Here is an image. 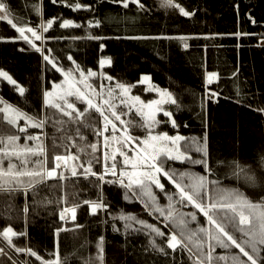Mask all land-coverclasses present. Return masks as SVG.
Segmentation results:
<instances>
[{"label":"snow or ice","instance_id":"obj_1","mask_svg":"<svg viewBox=\"0 0 264 264\" xmlns=\"http://www.w3.org/2000/svg\"><path fill=\"white\" fill-rule=\"evenodd\" d=\"M53 3L65 4L73 10L86 9L95 11V7L89 3H82L79 0H52ZM128 9L130 3L137 6V11H148L147 5L142 0H111ZM160 7L165 9H178L185 17H194L195 11L188 10L178 0H160ZM239 14V4L235 5ZM34 11L39 16V23L33 24L24 18H18L12 11L6 0H0V21L7 22L18 35L6 37L0 36V40L23 41L28 47L21 48V51L35 50L42 57L44 70L47 65L58 71L62 80H53L52 87L42 88L41 110L53 109L69 118V121L79 125L82 118L90 109L99 113L102 127L95 123L85 122V127L93 129L96 137L95 142L87 145L90 152H86L84 146H77V152H71V145H77V141L71 135L59 138L60 142L71 141V145L65 143L63 153L54 154V166L48 165V147L43 137L45 132L29 133V127L44 129L50 119L54 126H59L62 130L66 121L55 119V112L50 117L45 111L43 115L36 112L26 111L24 108L11 103L3 96H0V118L9 125L14 126L17 131L14 134L0 135V191L16 194L23 191L25 195L24 213L25 228L27 227V214L29 211L27 195L29 189L33 194L37 191V186L45 183L51 178H58L62 181L72 177L83 176L85 179L95 177L96 182H92L98 189L96 199H86L82 203L88 205V211L96 214L101 210L107 211L111 218L112 228L115 232H121L117 226V221L123 222V235L125 242L127 238L137 233H144L148 238L147 245H143V251L160 254L164 257H171L169 264H175L178 250L187 252L191 264H264V191L258 192L255 198L249 196L240 188L223 183L225 176L235 177L243 180L246 185L264 189V172L258 173L251 164L242 162L238 158L221 159V154L217 152L210 135L211 128V102L219 103L221 91L207 89L206 95L201 99L200 113L198 118L202 127L200 135L185 136L180 133L181 124L178 122L174 112H180L185 105L179 100L177 95L166 87H161L152 80L151 74L141 73L140 79L135 83L121 81L104 71L105 65L113 64V57L101 55L99 58V70L87 67L75 59L71 52L67 53V58L72 62L71 66H66L60 62V58L54 55L53 49L47 45L49 40L65 39L63 36L45 35L60 20L61 28L72 26L80 27V23L69 18L52 16L44 18L43 5L33 6ZM119 19L124 21H135L136 17H105L102 20L93 16L87 22L84 36L67 37L73 41L88 39L103 41L108 38L104 35L94 34L91 29L101 26L105 21ZM249 19L256 23V19L249 13ZM217 35H232L237 38L251 35L243 31L232 33H188L172 36L167 33H159L155 36H128V39H178L184 48H188V40L192 36H204L213 38ZM117 39L121 38L119 36ZM39 41V43H37ZM264 41V34L261 35ZM100 49L106 45L101 43ZM206 47V46H205ZM159 54V53H157ZM239 68L231 73L237 76ZM0 77L6 80L15 90L24 96L26 88L20 84L8 71L0 68ZM206 83H212L213 79L219 80L216 71L206 72ZM92 78H99V90L92 82ZM115 80V84H104ZM137 84L146 85L144 92H154L152 98L144 99L141 95L133 94L132 89ZM240 86L236 85L234 97L236 103L255 108L257 112L264 113V105L249 103ZM253 98L255 94H252ZM74 98V99H71ZM77 102L86 104L83 109L77 107ZM117 103L124 105L125 112L117 108ZM175 106L174 108L169 107ZM135 109L141 119L125 120L122 117ZM163 113L164 118L158 114ZM166 118V119H165ZM23 121V123H20ZM119 122V123H117ZM170 124L176 129L174 134L165 130ZM187 127V123L184 124ZM143 129L141 134H133L132 129ZM119 131V134H118ZM107 133V134H106ZM75 135L81 141L86 138L77 126ZM21 136L24 142L21 143ZM102 138V139H101ZM53 147L58 143L55 135L52 137ZM33 143L29 144L28 142ZM235 143V139L233 140ZM103 148L102 170L94 168V163H101L99 147ZM80 153L85 156L82 159ZM122 158V159H120ZM175 162L181 165L176 167ZM195 166H202L203 171L195 170ZM226 167L227 171L221 175L220 167ZM259 168L264 170V155L259 158ZM162 177L167 179L172 188L166 187L162 182ZM118 185L123 189V199L125 201L138 200L144 205V209L150 215L163 218L161 223L166 226L171 223L172 227L165 232L157 224L141 218L134 212H127L121 208L118 212L108 211L110 204L104 198V185ZM154 189H158L167 203H161V197ZM65 194V199H66ZM51 203V201H48ZM192 205L198 209L206 224L198 220L197 212H185L183 209ZM80 204L73 203L70 207L65 206L59 211V219L67 222L77 218V209ZM70 213V215H68ZM195 221L196 226L191 223ZM108 223V220L104 221ZM76 228L83 227L80 224ZM61 227H55L56 248L54 252L45 258L38 250L31 246H19L14 242V237L27 236V231H17L11 225L0 230V237L6 241L7 250L0 246V256H7L12 264L20 262L12 256L15 253H27L35 257L41 264H66L67 257L60 254ZM237 233L239 235H237ZM166 238V239H165ZM234 246L239 249L237 253H216V248L228 249ZM96 259L98 264H105V236L101 235L96 243ZM170 248L172 252H168ZM135 250V248H134ZM246 257V259H244ZM181 264L183 256L180 257ZM24 264H28L27 261ZM85 264H90L86 261ZM148 264V261H145Z\"/></svg>","mask_w":264,"mask_h":264},{"label":"trees","instance_id":"obj_2","mask_svg":"<svg viewBox=\"0 0 264 264\" xmlns=\"http://www.w3.org/2000/svg\"><path fill=\"white\" fill-rule=\"evenodd\" d=\"M13 13L18 18H24L33 24L39 23V16L33 6L43 5L44 18L52 16L69 18L80 23V27L61 28L60 20L54 22L51 29L45 35L63 36L65 39L49 40L47 45L53 49L54 55L60 58V62L71 66L67 53L83 65L99 70V58L101 55L113 57L111 66L105 65L104 71L116 79L135 83L140 79L141 73L151 74L152 80L161 87L173 91L183 102L185 107L180 112H174L181 124L179 131L185 136L200 135L202 127L198 118L201 99L205 97L207 89L219 90L222 95L219 103L211 102V128L210 135L221 159L238 158L242 162L251 164L258 173L264 172L259 168V158L264 155V113L257 112L255 108L236 103L234 97L238 84L247 101L254 106L264 105V0H178L188 10H194V17L183 16L178 9H165L160 7L159 0H142L147 5L148 11H137V6L130 3L125 9L122 5L112 3L111 0H79L95 7V11L80 9L73 10L65 4L53 3L52 0H6ZM239 4V14L236 4ZM249 13L255 17L256 23L249 19ZM136 17L133 21L119 19L111 22L105 21L99 27H93L91 31L97 35L108 37L99 40H71L67 37L84 36L87 22L93 16L104 20L105 17ZM243 31L251 33L242 37L232 35H217L213 38L204 36H192L187 42L188 48H184L178 39H128V36H155L159 33H167L172 36L188 33H232ZM18 33L7 22L0 21V36H16ZM119 36L121 38L117 39ZM104 43L106 47L101 50L99 45ZM206 46V47H205ZM28 46L20 40H0V68L8 71L17 81L24 85L26 93L21 96L15 87L6 80H0V96L26 111L43 115L46 111L55 119L58 116L53 109L41 110L42 88L50 87L53 80H59L60 74L47 65L45 71L42 57L35 50L21 51ZM159 53V54H157ZM239 68L237 76H232L234 69ZM216 71L219 80L213 79L207 84L206 72ZM143 85L137 84L133 93L148 98L142 90ZM255 97L253 98V95ZM174 108L175 106L170 105ZM2 116V114H0ZM160 118H164L160 116ZM166 119V118H165ZM185 122L187 127L184 126ZM59 126H54L50 119L44 129H29L30 132L43 130L45 143L48 147V165L53 166V157L61 153L63 147L59 138L65 136L68 128L73 131V125H66L58 131ZM68 127V128H67ZM165 130L174 134L176 129L170 124ZM17 129L0 118V135L14 134ZM85 131V130H84ZM143 131H138L141 134ZM55 135L59 145L53 147L52 137ZM88 142L90 131L86 133ZM23 138V136H21ZM235 139V143L233 140ZM21 143L24 142L22 139ZM176 167L188 166L175 162ZM94 168L100 171L98 164ZM195 170L202 172V166H195ZM223 175L227 168L219 169ZM92 182L98 183L95 177L85 179L83 176L72 177L67 180L51 178L37 186L33 194L29 189L27 195L29 211L27 214V227L25 228V195L23 191L10 194L0 191V230L11 225L17 231H27V236L14 237V242L19 246H31L38 250L45 258L54 252L56 248L55 227H61L59 234L60 254L67 257L66 264H98L96 259V243L99 236H105V264H169L171 257H164L151 251H143L142 246L147 245L148 238L144 233H137L127 238L123 235V222L117 221L121 232H115L112 228L111 218L107 211L101 210L96 214L88 211V205L82 201L96 199L98 189ZM166 187L172 188L168 182ZM223 183L240 188L249 196L255 198L258 192L264 191L259 187L246 185L244 181L232 176H225ZM157 195L160 193L158 191ZM104 198L110 204L108 211L118 212L123 208L127 212H134L141 218L157 224L162 230L168 232V228L156 221L138 200L125 201L123 189L118 185H104ZM66 195V199L64 198ZM51 201V203H48ZM73 203L80 204L77 209V218L72 223H66L59 219V211ZM161 203H164L161 197ZM108 220V223L104 221ZM80 224L83 227L76 228ZM166 239V238H165ZM0 246L7 250L6 241L0 237ZM135 248V250H134ZM20 264L25 261L28 264H41L35 257L27 253H15ZM168 252H172L170 248ZM175 264H191L187 252L179 250L174 253ZM0 264H12L7 256H0Z\"/></svg>","mask_w":264,"mask_h":264},{"label":"rangeland","instance_id":"obj_3","mask_svg":"<svg viewBox=\"0 0 264 264\" xmlns=\"http://www.w3.org/2000/svg\"><path fill=\"white\" fill-rule=\"evenodd\" d=\"M159 1H160V0H159ZM37 43H39V41H38ZM57 72H58V71H57ZM58 73H59V72H58ZM59 74H60V73H59ZM2 79H3V78L0 77V80H2ZM62 79H63V76L60 74V79H59V80H62ZM3 80H4V79H3ZM59 80H58V81H59ZM92 82L97 86V89L99 90V84H100V80H99V78H92ZM115 82H116L115 80H113V81H111V82H109V81H107V80H104V81H103L104 84H108V83L115 84ZM140 85H141V84H140ZM51 87H52V83H51V85H50L49 88H51ZM143 87L145 88V87H148V86L143 85ZM132 93H133V89H132ZM144 93L148 95V98H152V97H154V96L156 95V93H154V92H152V93H150V92H144ZM133 94H134V93H133ZM141 97H142V96H141ZM142 98H143V97H142ZM148 98H144V99H148ZM71 99H74V98H71ZM77 107L83 109L84 107H86V104H83V103L77 102ZM117 108H118V109H122V110H124L125 112H127V109L125 108L124 105H120V104L117 103ZM55 111H56V110H55ZM57 115H58V116H63V117H64L63 120L66 121V123L63 124V128H64L66 125H73L74 130L71 131V130L67 127L68 130H67V132L65 131V135H71V136H73L74 139L77 141V145H71V141H64V142H62V143H61V144H62L61 147H63V149H62L61 153H63V152L65 151V143L68 144V145H71V147H70V149H69L71 152H74V153L77 152V146H78V145H80V146H84L85 149H86V152H90L91 149H90V148H87V145L90 144V143H92V142H95L96 137H95V135H94L93 129L90 128V127H85L84 125H85V122H88V123H95V124H97L98 126L102 127L103 125H102L101 119H100V117H99V113H97L94 109H90V110H89V113H86V114H85V117L81 119L79 125H77V124L74 123V122L69 121V118H68L67 116H64V115L61 114V113H58V112H57ZM158 115H159V117H160V116H163V113H160V114H158ZM122 118L125 119V120H137V121H139V120L141 119V117H140L138 114H136L135 109H133L132 112L128 113L126 116H124V117H122ZM20 123H23V121H21ZM117 123H119V122H117ZM77 126L80 127V131H81V133H82L83 136L86 138L84 141H81L80 137L75 135V130H76ZM30 128H31V129H36V128L29 127V128L27 129V131H28L29 133H33V132H30V131H29ZM37 129H38V128H37ZM84 130H85V131H84ZM89 131H90V134H91V137H90L89 140H91L92 142H88V137H87V135H86V133L89 132ZM132 131H133V134H137L138 131H143V129H140V128H134V129H132ZM40 132H44V131L41 130ZM34 133H39V132L37 131V132H34ZM106 134H107V133H106ZM118 134H119V131H118ZM137 135H138V134H137ZM22 139H23V138L21 137V140H22ZM43 139L45 140V137H43ZM101 139H102V138H101ZM28 143L31 144V143H33V142H32V141H29ZM57 145H59V144H57ZM98 151H99V155H100V158H101V163H94V165L98 164L99 167H100L99 169L102 170V167H103V162H102L103 148H102V146L99 147ZM80 155H81L82 159H83L84 156H85L84 153H80ZM120 159H122V158H120ZM53 166H54V161H53ZM69 176H70V174H69ZM162 179H164V180L167 181V179H166L165 177H162ZM168 184L170 185L169 182H168ZM170 186H171V185H170ZM171 187H173V186H171ZM154 190H155V191H158V192L160 193L158 196L162 197L163 200H164V203H163V204H166V203H167V199H166V197H163V194H162L158 189H154ZM142 205H143V204H142ZM143 207H144V205H143ZM183 210H184L185 212L196 211V212H197V216H198V220H199L201 223L206 224V218L203 217V214L200 213L198 209H194V207H193L192 205H188V206H187L186 208H184ZM145 211H147V210H145ZM147 213H149V212L147 211ZM68 215H70V213H69ZM151 216H152L156 221H158L160 224H162L163 226H165L166 228H168V230H170V228L172 227V225H171L170 222H169V224H168L167 226H166L165 224L161 223V220L163 219L162 217H161V218H157L156 216H153V215H151ZM63 222H65V221H63ZM72 222H73V221H72L71 219H69V220H67L66 223H72ZM191 226H192V227H195V226H196V222L193 221V222L191 223ZM237 235H239V234L237 233ZM232 252L239 254V249H236L234 246H231V245H230V247H229L228 249H223V248H220V247H217V248H216V253H232ZM244 259H246V257H244ZM220 264H225V262H224V261H221Z\"/></svg>","mask_w":264,"mask_h":264}]
</instances>
